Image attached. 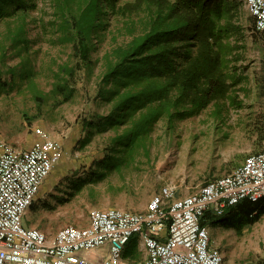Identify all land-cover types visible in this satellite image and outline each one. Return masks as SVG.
<instances>
[{"label":"rangeland","instance_id":"obj_1","mask_svg":"<svg viewBox=\"0 0 264 264\" xmlns=\"http://www.w3.org/2000/svg\"><path fill=\"white\" fill-rule=\"evenodd\" d=\"M34 1L37 7L25 14L29 43L22 49L13 41L22 21L19 14L0 19V145L53 141L58 146L55 167L24 216L26 227L53 235L65 226H88L92 214L102 208L143 211L163 185H177L179 195L192 193L264 149V34L255 28V18L242 0L243 11L237 16L243 30L240 62L246 67L239 91L242 105L228 106L221 116H215L211 106L173 128L160 120L151 132L149 153L140 150L122 171L104 172L102 179L76 189L82 178L94 174L89 171L105 157L116 133L109 130L90 137L85 122L97 121L109 111L98 95L103 57L130 36L119 29L122 23L114 21V33L92 55L97 62L75 69L73 46L56 39L53 0ZM62 84L74 88L68 100L59 92ZM213 228L209 227L212 244ZM231 244L236 264L264 263V212L256 223L234 233Z\"/></svg>","mask_w":264,"mask_h":264},{"label":"trees","instance_id":"obj_2","mask_svg":"<svg viewBox=\"0 0 264 264\" xmlns=\"http://www.w3.org/2000/svg\"><path fill=\"white\" fill-rule=\"evenodd\" d=\"M57 41L73 46L79 69L89 68L108 37L114 21L122 23L130 39L104 55L105 70L98 84L99 97L109 105L107 114L86 120L85 130L95 133L114 130L106 155L94 162L88 178L78 190L102 179L104 172L122 171L140 150L149 153L151 132L166 120L169 128L178 121L200 115L215 106L221 116L228 106L240 107L239 91L246 79L241 64L242 0H53ZM37 7L34 0H0V19L18 15L15 46L26 39V15ZM114 37L117 38L115 35ZM69 73L75 75L74 70ZM68 100L74 88L61 85ZM264 212V200L245 199L227 208L224 216L207 212L210 225L218 221L243 231Z\"/></svg>","mask_w":264,"mask_h":264},{"label":"built area","instance_id":"obj_3","mask_svg":"<svg viewBox=\"0 0 264 264\" xmlns=\"http://www.w3.org/2000/svg\"><path fill=\"white\" fill-rule=\"evenodd\" d=\"M244 1L255 28L264 34V0ZM57 150L53 141L0 145V264H122L135 234L142 236L148 251L141 264H224L223 254L212 246L210 229L202 225L203 216L209 211L222 216L245 199L264 200L262 149L192 193L178 196L175 185L165 184L143 211L102 208L92 214L88 226L69 225L50 235L26 227L23 220L55 167ZM104 246L107 255H86Z\"/></svg>","mask_w":264,"mask_h":264},{"label":"crops","instance_id":"obj_4","mask_svg":"<svg viewBox=\"0 0 264 264\" xmlns=\"http://www.w3.org/2000/svg\"><path fill=\"white\" fill-rule=\"evenodd\" d=\"M31 145L24 146V147H29ZM175 186L177 187V185H175ZM42 188H43V186H42ZM177 189H178L177 190L178 196H181V195H179L180 190L178 187H177ZM209 212L213 213L212 211H209ZM222 216H224V215H222ZM205 226H207L208 228L211 227V225L208 222V219L205 220ZM213 229H214V233L216 234V238L213 240L214 244H212L213 248L219 250L223 254V256L225 258L224 264H236L235 263L236 259L234 260L231 258L232 257V254H231L232 244L231 243L233 241L234 233L239 232V231L235 227H230V228L225 227L223 225V222H221V221L220 222L218 221L214 225ZM108 252H109L108 247L104 246L103 248L94 250L92 252H88V253H86V255L89 256L90 258H93V259H99L102 256L107 255ZM147 257H148V251H147V247H146V244H145L142 236L140 234H135L132 236L130 241L127 243V245L124 249V252H123V257H122L121 262H122V264H141ZM246 261H254V260H246ZM243 262H245V261H243ZM254 262L256 264H260L259 262H256V261H254ZM240 263H242V262H240ZM237 264H239V263H237ZM262 264H264V263H262Z\"/></svg>","mask_w":264,"mask_h":264}]
</instances>
